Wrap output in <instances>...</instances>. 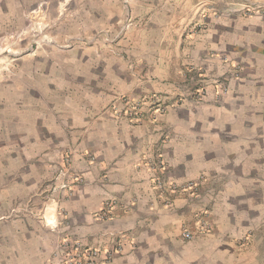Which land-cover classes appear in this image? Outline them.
Here are the masks:
<instances>
[{
  "label": "crops",
  "instance_id": "0c3cea01",
  "mask_svg": "<svg viewBox=\"0 0 264 264\" xmlns=\"http://www.w3.org/2000/svg\"><path fill=\"white\" fill-rule=\"evenodd\" d=\"M121 3L0 0V32L25 16L60 35L66 24L114 32ZM261 4L133 0L135 24L114 48L57 53L32 65L24 91L0 87V264H49L60 234L45 221L90 246L121 244L103 264H264V11H249ZM131 101L139 123L123 113ZM156 101L168 108L152 118ZM160 155L167 179L198 182L196 199L164 205L150 167ZM108 198L119 200L113 218L94 220ZM206 210L210 233L197 227Z\"/></svg>",
  "mask_w": 264,
  "mask_h": 264
},
{
  "label": "rangeland",
  "instance_id": "374dc122",
  "mask_svg": "<svg viewBox=\"0 0 264 264\" xmlns=\"http://www.w3.org/2000/svg\"><path fill=\"white\" fill-rule=\"evenodd\" d=\"M132 2L133 0H122L121 10L118 15L121 22L114 32H111L112 29L107 26L97 30H90L86 28L85 24V29L79 28L78 32H72L71 24H66L71 33L63 32L60 35L58 32L60 30L59 27L64 26L57 22L42 18L31 20L26 16L21 23L2 24L5 30L0 32V87L9 88L10 81L15 80L19 86V91L23 90L25 80L31 81L30 72L33 69L32 65L36 66L38 63L40 67L44 63L47 67V65L52 64L50 63L51 61L56 64L59 61L57 53L69 52L75 48H98L100 45L114 48L135 24ZM128 14L131 16L130 21L127 20ZM104 31L111 32L113 36L118 34L116 40H113L114 42L105 40L101 35ZM225 89V86L220 87L221 91H226ZM18 94L14 89L7 90V95L9 96L16 97ZM205 95V86H198L192 89L188 96L192 97V100L197 103L201 102ZM185 97L184 94L179 99H185ZM71 151L67 150L63 154L64 157L68 152L72 154L73 152L71 153ZM247 239V237H244L243 242L246 243Z\"/></svg>",
  "mask_w": 264,
  "mask_h": 264
},
{
  "label": "built area",
  "instance_id": "2783aa9c",
  "mask_svg": "<svg viewBox=\"0 0 264 264\" xmlns=\"http://www.w3.org/2000/svg\"><path fill=\"white\" fill-rule=\"evenodd\" d=\"M264 11V4L255 6L249 11ZM129 15V14H128ZM127 20H131V16L129 15ZM122 33V32H121ZM112 33L109 31H104L101 35L105 38V40L112 42L117 38L111 35ZM113 41V42H114ZM124 97L125 102L127 104L128 98ZM142 108L141 102L139 101H131V104L124 110V115L127 117H131L136 119L137 123L141 122L139 118L140 110ZM167 109L166 104H161L158 101L154 103V107L152 109V118H155V114L158 112L163 113ZM70 152V151H69ZM65 154L64 160L66 164V173H73L72 171V151L70 153ZM86 157L94 160L93 154L87 152ZM150 167L159 172L158 175L152 178V188L158 193V195L163 198L164 205L166 207H170L172 204V198L174 195L179 193H191L193 198H197L196 189L198 187L197 181H189V182H177L173 179H167L165 176L166 163L163 160V156H158L156 161H150ZM157 174V173H156ZM75 175V174H74ZM75 181L83 182L84 178L76 175ZM67 184H64L63 188H68ZM119 205V200L117 198H108L106 199L102 207L93 214V219L96 221H108L111 220L114 216L115 208ZM45 224L48 225L53 231L58 232L60 234L54 249L51 252V256L49 259V264H103L113 259L114 254L121 251V244H116L114 249H100L98 247L90 246L84 244L82 240L78 237H74L71 234L63 233L59 230L58 222H49L45 221ZM197 224L199 232L207 233L211 231V223L208 219V211H201V214L197 216ZM184 236L188 239L193 238L194 234L190 231H186Z\"/></svg>",
  "mask_w": 264,
  "mask_h": 264
}]
</instances>
